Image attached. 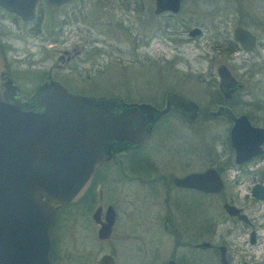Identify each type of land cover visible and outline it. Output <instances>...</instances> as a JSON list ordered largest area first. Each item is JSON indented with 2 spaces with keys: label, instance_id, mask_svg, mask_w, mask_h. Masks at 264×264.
<instances>
[{
  "label": "rangeland",
  "instance_id": "obj_1",
  "mask_svg": "<svg viewBox=\"0 0 264 264\" xmlns=\"http://www.w3.org/2000/svg\"><path fill=\"white\" fill-rule=\"evenodd\" d=\"M249 2L182 0L179 12L168 17L165 14H153V0H93L83 12L78 13L79 9H75V14L79 16L77 26L91 29L92 36L98 40L96 46L102 50V54L96 55L94 64L90 65L91 69L94 68L91 72L94 79L82 87L72 80L68 84L81 88L87 94L114 96L126 102H148L151 105L163 104L165 91L172 90L195 101L199 108H205L208 106L206 100L210 92L205 82L208 78L206 74L208 70L215 74L217 64L224 62L222 57H214L211 50L212 39L209 37L218 29L210 26L217 22L220 14L229 22L231 29L232 24L238 22V11L247 10ZM69 7L57 9L42 4L36 18L30 23H13L12 16L11 25L8 22L1 23V31L11 30V35L7 33L6 36L11 37V46L17 51V54L11 52V72L18 84L17 93L20 97H28L35 85L43 79L41 73L45 74L44 70L50 63L62 64L58 59L62 53L58 50L55 54L54 44L41 47L38 41L41 38L56 37L61 16L72 17ZM197 22L208 28L204 27L200 36L187 40L182 30L196 26L194 23ZM71 24L73 28L74 22ZM29 29L41 31L30 35ZM75 40L72 35L68 38L71 43ZM28 50L32 52L34 61H30ZM248 56L247 53H241L233 60L224 62L245 86L239 94L240 101L235 103V111L246 109L253 100H264V82L255 84L244 74ZM20 58L25 59L26 63L20 62ZM54 78L63 77L56 75ZM168 116L167 120L155 126L143 148L146 154L154 158L160 169L180 168L182 159L189 151L194 157L205 131L213 129L222 132L220 121H205L202 125L200 119L192 129H187L174 113ZM200 118H203V114ZM193 161L199 163L197 158ZM128 163L132 165L131 169L139 173L141 167L127 156ZM105 166L102 168L104 173H117L112 163ZM111 185L109 183L105 186L101 204L104 206L106 202L112 201L117 209L113 235L106 241L96 238L95 225L88 220L92 207L82 204L65 207L59 212L50 230V258L53 264H97L99 256L109 253L113 247L115 264H158V261L166 258L170 249L169 237L158 225L160 184L148 188ZM244 193L241 189V198ZM259 233H264V230H259ZM137 236L143 251L136 250L137 241L134 237ZM255 252H264V248L256 249Z\"/></svg>",
  "mask_w": 264,
  "mask_h": 264
},
{
  "label": "flooded vegetation",
  "instance_id": "obj_2",
  "mask_svg": "<svg viewBox=\"0 0 264 264\" xmlns=\"http://www.w3.org/2000/svg\"><path fill=\"white\" fill-rule=\"evenodd\" d=\"M92 1L69 0L60 5H50L45 0H37L34 8L35 17L29 21L21 20L14 13L0 5V51L7 67V76L17 87V90H19L18 84L11 72V52L17 54V51L11 46V37L7 38L6 36L11 30H2V32L1 23L8 22L11 25V16L14 20L13 23L17 21L24 24L30 23L36 18V14L39 13L38 9L44 4L57 9L70 6L69 10L72 17L61 16L55 38L39 39L38 42L41 47H45L44 44L51 43L56 46L54 49L55 54L58 50L62 53L58 56L62 64L54 65V63H50L44 70L45 74L41 73V76H44L43 79L35 85L28 96L39 85L48 81H57L71 92L87 94L79 87H71L68 82L72 80L74 83L81 84L80 87L86 86L90 80L94 79L91 77L94 68L91 69L90 65L94 64L96 55L102 54V50L96 46L98 40L92 36L91 29L85 26H77L79 16L75 13L77 11L78 13L83 12L87 6H90ZM204 1L212 2L215 0ZM237 2L239 3L240 0H237ZM247 8L245 11H238V22L233 23L231 29H229V22L227 23L223 15L219 14L217 16L219 20L217 19V22L212 23L213 25L210 26V28L218 30L209 39H212L211 50L214 52V57H222L224 62L233 60L238 54L247 53L249 56L247 64L244 65V74L252 79L255 84H258L264 82V0H250ZM75 9L79 10L76 11ZM179 10L176 13L163 11L156 14L154 13L153 0L152 12L156 16L165 14L172 17ZM72 21L74 22L73 28ZM194 24L196 26L185 27L182 30L187 40L200 36L204 27L208 28L202 23L197 22ZM214 24H217V26H214ZM193 27H197L200 32L189 36L188 31ZM235 27L248 31L253 37V43L249 49H243L241 44L234 40L233 29ZM40 31L39 29L33 31L29 29L28 34L33 35ZM9 34L11 35V33ZM70 35L76 38L75 42L68 41ZM28 51L30 52V50ZM29 58L26 57L28 63H30L29 60L34 61L32 52L29 53ZM19 61L25 62V59L20 58ZM224 62L217 64L215 74L210 70L206 74L208 78L205 82L210 90L206 100V104H208L205 107L208 108L206 116L202 113L204 108H199L197 103L191 99L189 100L197 105V115L191 121H186L172 105L166 106L165 102L158 105L152 104L162 113L152 123L150 133L145 141L136 148L120 151L111 150L109 158L95 168L90 184L84 193L75 203L66 205L68 207V205L80 206L82 204L89 208L92 207L90 219H86L89 222L91 220L95 225V234L99 241H106L113 235L118 217L117 209L112 201L106 202L104 206L101 204L107 184H112L111 187H116L119 184L124 188L132 185L148 188L160 184L161 190L158 197L161 206L158 225L161 231L169 237L170 249L166 258L158 261V264H165L167 261H172L173 264H264V252H255L256 249L264 248V233H259V230H264V197H260L264 195V141L260 145V153L252 155L249 159L236 161L235 150L229 135L233 122L224 116L221 111V109L230 110L235 117L245 115L251 126L264 129V100H253L246 109L235 111V103L240 101L239 94L245 86L243 81L232 74ZM221 65L228 70L230 76L236 82L242 85L241 88L234 89L227 98L221 92L220 78L217 73V68ZM56 75L63 78H54ZM168 91L178 94L172 90H167L165 93ZM214 93L220 95L216 100L212 97ZM212 112L215 114H212ZM170 113H174L187 129H192L196 121L200 119L202 125L205 121L214 123L220 121L222 132L213 129V131H205L203 138L198 143L194 157L189 151L182 159L180 168L165 170L158 168L154 158L146 154L143 148L153 134L155 126L160 121L167 120ZM202 114L203 118H200ZM127 156L141 167L139 173H137V170L131 169L132 165L126 164ZM194 158H197L199 163H195ZM108 163H112L113 168L116 169V174L112 175L109 174L110 171L106 173L102 171V168L106 167L105 165ZM207 171L212 173L209 174ZM213 173L215 174L213 175ZM193 174H198V176L191 178L186 184L180 182L181 179ZM216 179L221 184L220 189L208 190V188H216ZM241 189L245 191L243 198L240 197ZM225 204L236 207L239 214L244 216V219L238 218L237 214L230 215L227 213L224 209ZM109 206L112 208L113 214L107 212ZM96 209H98V212L94 214ZM108 218L112 220L108 234L104 238H100L98 236L99 230ZM67 219L64 218L63 220ZM134 239L137 241V252L143 251L138 236ZM114 251L113 247L109 253H103L99 258L104 254L110 255L113 264H115ZM51 264L53 263L51 262Z\"/></svg>",
  "mask_w": 264,
  "mask_h": 264
},
{
  "label": "water",
  "instance_id": "obj_3",
  "mask_svg": "<svg viewBox=\"0 0 264 264\" xmlns=\"http://www.w3.org/2000/svg\"><path fill=\"white\" fill-rule=\"evenodd\" d=\"M45 1L60 5L69 0ZM36 2L0 0V5L29 21L35 17ZM179 7L180 0H154L156 14L176 13ZM199 32L193 27L188 35ZM233 38L245 50L253 43L249 32L240 27L233 29ZM217 73L225 98L242 87L224 66H219ZM17 91L7 76L0 51V264H51L49 232L60 206L77 201L89 186L95 168L109 158L111 150L140 146L162 111L148 102L74 93L57 81L39 85L27 98ZM164 102L186 121L197 115L196 103L181 95L168 91ZM221 111L233 122L229 135L236 161L260 153L264 129L251 126L245 115L235 117L230 110ZM196 175L180 182L186 184ZM220 187L216 179V188L208 190ZM224 209L244 219L236 207L225 204ZM107 212L113 214L110 206ZM111 222L108 218L102 224L100 238L108 234ZM98 264H113V259L104 254Z\"/></svg>",
  "mask_w": 264,
  "mask_h": 264
},
{
  "label": "trees",
  "instance_id": "obj_4",
  "mask_svg": "<svg viewBox=\"0 0 264 264\" xmlns=\"http://www.w3.org/2000/svg\"><path fill=\"white\" fill-rule=\"evenodd\" d=\"M29 95V94H28ZM213 97V99L214 100H216L217 98H219L220 97V95L218 94V93H214V95L212 96ZM149 101H153V100H150L149 99ZM154 102V101H153ZM207 109L208 108H204L203 110H202V113L206 116L207 115V113H206V111H207ZM68 206H71V205H68ZM65 207H67L66 205H62V206H60V208H59V212H61ZM52 230V229H51Z\"/></svg>",
  "mask_w": 264,
  "mask_h": 264
}]
</instances>
